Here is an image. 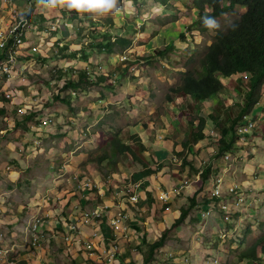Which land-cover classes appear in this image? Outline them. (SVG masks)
<instances>
[{"label":"rangeland","instance_id":"374dc122","mask_svg":"<svg viewBox=\"0 0 264 264\" xmlns=\"http://www.w3.org/2000/svg\"><path fill=\"white\" fill-rule=\"evenodd\" d=\"M15 3L19 4L16 10L20 16H24L28 3H31V6L35 4L34 11L37 12L35 14L45 16L46 22L35 29L32 28L31 32L24 37L23 44L17 50L18 61L24 62L14 67L15 79L6 87L15 103V110L12 112L5 110L7 113L4 112V115L7 120L1 118L2 123H0L2 139L0 186H24V189H33V191L40 189L43 195L40 200L45 202L43 203L45 208L72 212L76 205L71 203L69 206L65 205L64 198L66 197H58L57 194L63 193L64 196L68 192L70 195L71 188L75 190L74 186L77 185V179H80V176L93 179V183L97 184L98 192L104 193L103 201L113 202L116 197L110 195L108 198L109 192L96 173L98 168L112 186L114 194L118 191L117 186L113 185L114 180L120 182L122 186L132 184L129 179L121 180L118 174L110 175V167L105 163L90 162L103 152L102 143L115 137L127 142L134 152L148 159L151 168L157 169V164L163 166L157 174L149 177L150 181L155 180L152 186L164 191L180 187L183 185L181 170L188 168V166L183 168L180 165L183 166L182 161H189L188 152L191 157H194L192 141L187 133L189 127L186 123V116L194 119V129L198 118L206 120L204 134L207 136V142H204L206 143L204 146L214 147L213 141L208 139V136H216L218 130L213 123L208 121V113L224 117V113L227 112L234 116L243 105L245 91L238 84V80H247L248 75L220 78L223 84L220 94L211 96L208 102L201 103L199 111L191 99H178L169 91L170 88L179 84L186 68L198 67L199 60L205 53V47L213 41L214 32L222 30L231 19L235 18V13L228 12L215 18L218 27L201 31L202 28L207 27L203 24V18H198L196 23L192 22L191 16L197 15L192 7L193 0H169V5H161L150 0L139 1L137 4L132 3L131 0H119L116 10L105 16L97 17V20H93L89 14L81 17L75 11L69 13L66 9L51 8L47 0L0 2L5 6L3 10L7 13L10 12L9 5ZM31 6L29 7L32 8ZM206 12H210V9L207 8ZM239 13H241L240 10L237 14ZM62 15L65 19L61 17ZM75 16L77 18L74 26L66 21V18L70 19ZM187 28H192L189 30L196 32L195 35L191 33V43L182 42L183 38H179L181 33L186 34ZM98 32L107 33L110 36V42L115 41L116 38H127L131 45L114 55L99 52L96 44L105 37L98 35ZM162 37L165 44L161 43ZM49 44L65 46L68 48L66 51L68 54L76 51L77 56L72 60L64 59ZM167 44H172L175 48L174 52L169 54L170 60L159 59L153 64L138 61L137 58L145 56L148 51L152 52L153 49L158 51V47ZM81 50L89 55L86 61L81 60ZM191 58L194 62L189 64L188 61ZM124 65H127V71ZM118 67L124 70V73L121 74ZM70 70L75 77L85 72L86 76L91 77L87 81H91L75 90L64 89L65 78L60 76L59 72ZM99 78H103L100 84L97 82ZM40 84L44 90L42 95L36 93L37 85ZM108 84L113 87H108ZM21 86L28 88L29 92H34V95L30 97L36 105L32 108H37V106L41 108L33 113H36L35 117L40 114L42 118L40 121L36 122L35 117L26 121L25 117L17 115L18 102L23 98L19 100L13 92ZM170 97L173 101L167 103ZM2 100L0 90V110ZM219 102L221 104L217 105ZM263 113L264 96L256 110V128L260 126L258 131H261L257 137L262 138L252 135L245 137V132L240 139L245 140L246 138V143H237L236 147L243 145L242 148L246 149L248 154L237 151L234 156L238 159H232L231 162L224 161L219 156L211 158L215 160L213 165L216 168V172L212 175L213 181H210L208 186L205 184L197 194V205H206L213 199L211 188L218 178H221L222 184L227 186L231 182L241 183L251 189L247 196L244 195L241 206L220 211L216 206L220 207L223 200L218 199L213 204L204 206L203 211L208 210L210 214L207 218H199L200 211L196 207L178 226H172L173 222L169 221L170 216L166 222L168 227H171L167 228L161 216L163 217V213L169 209L161 211L162 202L158 203L160 206L157 208L153 207L150 195L144 191L145 195L139 200V204L146 202L149 206L147 213L142 214L148 219V232L142 233L143 229L140 226H137L139 227L137 231L131 227L132 241L129 242L130 244L125 243L128 253L125 258L120 256L116 263L137 264L136 262H140L143 257L139 246H142L143 251H147L143 240L148 239L149 242L154 243L163 236L164 244L156 251L154 255L156 259L150 264H214L213 259H217L219 264H236L238 255L251 247L264 233V194H261L264 192V188H261L264 182ZM150 116H157L159 121L156 122V127L149 122L150 127L142 131L141 124L151 118ZM44 120H51V122L44 125L43 129L37 130L39 123ZM10 122H14V125ZM161 123L165 126L163 129L168 136L158 131ZM169 127L172 130H169ZM208 130L214 134L211 135ZM135 133L138 134L145 151H149L147 142L146 144L144 142L145 138L152 137V135L157 139L170 138L162 143L163 148L170 153V157L165 158L162 155V161L159 153H156L152 159L150 157L152 153L147 155L141 152L138 142L135 139L129 140V137ZM90 137L94 140H90ZM204 146L198 142L196 149L200 150ZM206 154V156L199 157L202 160L193 159L200 169L206 167L202 165L203 161L206 162L208 157L214 156L212 153L207 152ZM119 161L121 165H118V169L124 172L141 169L132 166L134 164H131L124 156H119ZM172 167L177 170L176 174L170 171ZM13 172L18 178L14 180L15 183L11 184L7 178ZM188 172L186 179L194 175L190 173V170ZM215 176L218 177L215 178ZM255 177H257L256 180H253ZM134 181L137 180L134 179ZM189 187L183 193L187 192L192 197L197 187L193 184ZM51 188L54 194L46 192V189ZM33 193H27L23 197L19 191L17 204L26 205L23 199L33 200ZM183 193L181 191L175 196L172 195L169 202L179 201L181 205L184 200ZM108 199L111 200L108 202ZM233 201L234 198L227 200L228 203ZM100 202L101 200L93 199L89 205L93 206V203L96 205ZM184 202L182 206L188 205V200ZM176 207L178 208V205ZM121 208L125 209V205L121 204ZM26 210L27 208L24 209ZM173 213L174 216H179L178 209L177 213L175 211ZM127 223L130 225L129 221ZM151 228L153 234L149 232ZM140 254L141 257H139ZM134 255H137L138 259H134Z\"/></svg>","mask_w":264,"mask_h":264},{"label":"trees","instance_id":"16d2710c","mask_svg":"<svg viewBox=\"0 0 264 264\" xmlns=\"http://www.w3.org/2000/svg\"><path fill=\"white\" fill-rule=\"evenodd\" d=\"M131 1L134 4H137L139 1L149 0ZM150 1L159 3L161 5H165L169 2V0ZM223 2H228L229 4L227 6H222ZM193 6L198 11V17L194 19L195 23L197 22L198 18L204 19L207 16L211 19H215L228 12L235 13L239 8H244L245 11L238 18L232 19L222 30L220 29L214 32L215 34L213 41L205 47V53L199 60L198 67L194 66L187 69L186 67L188 64L185 65L186 70L182 74L179 84L170 88L169 91L173 94V96L176 97L188 96L192 102H194V106L196 107L197 111H199L201 103L208 102L211 96L219 95L220 90L223 88L220 78L227 79L234 75L247 74L248 79L240 81L238 80V84L243 87L245 92L243 94V105L234 116L227 112L224 113V117L220 116L219 114L215 115L214 113H208V121L213 123L214 127H216L218 130V134L216 136H208V139L213 141L212 144L215 147V154L213 157H209L206 161V164H204L206 167L202 169V172L199 176L200 180L194 184V186L197 187L194 195L188 198V205L182 206L178 209L179 216L173 221L172 226H178L184 221L191 210L197 206V194L203 189L206 183L213 181L212 175L216 172V168L213 165V160L211 158L223 156L225 152L230 151L232 153L242 151L243 153L245 152V154H248L246 149L242 148L243 145L236 147L237 143L243 144L239 141V134H237L239 127L247 128L249 124H252V128H250V130L245 133V137L252 135L256 136V138H262L257 137L261 131H258L260 126L256 128V110L257 104H260L261 99L264 96V0H193ZM31 7L32 8H30V10L25 14L28 22L36 27L40 26L42 23H45V16L41 14H35L37 12L34 11V5ZM206 8L210 9V13H205ZM61 17L65 19L64 15ZM76 18V16L71 17L70 19L66 18V21H69V23L73 24L74 26ZM205 30V28H202L201 31ZM98 35L105 37L101 42L96 44L99 52H106L110 55H114L122 52L125 48L131 45L130 40L127 38H116L115 41L110 42V36L107 33L103 34L102 32H98ZM161 43L165 44L164 38H161ZM49 46L53 49H56L57 53L64 59L72 60L77 56L76 51L70 52L68 54L66 52L68 48L65 46H58L56 44H49ZM158 48V51L153 49L152 52L148 51L145 56L137 58L138 61H140V63H143L144 61L145 63L153 64L155 61H159V59L170 60L169 54L170 52H174L173 45L167 44ZM81 52V60L86 61L89 55L84 50H81ZM193 62L194 61L192 58L188 61L189 64ZM117 69L119 72H121V74L124 73V70H121L119 67ZM124 69L125 71L128 70L127 65H124ZM59 75L65 78L63 83L64 89L75 90L78 87L84 86L85 83H89L91 81H87L91 77L86 76L87 74H85V72L79 73L76 77L73 76V72L71 70L60 71ZM100 80L103 81V78H99V81H97L98 84L102 82ZM41 86V84L37 85L36 93L39 95H42L44 91L42 89L43 86ZM108 87L113 86L108 84ZM14 90L15 91L13 93H16L17 95L21 93V95L28 96L30 93L29 89L25 86L17 87ZM166 102H172V98L170 97ZM219 104H221V102H219L217 105ZM30 108L31 112H29V115L25 116L26 121L35 117L34 114L36 115V113H33V111H37V108ZM39 108H41V106ZM186 117V123L189 127V132L187 133L190 135L194 150L195 145L205 139V134L203 131L206 128V120L203 118H198V123L194 129V119L190 116ZM157 121H159L157 116L146 119L144 123L141 124L142 131L150 127V124H148L149 122H151L152 126L155 127ZM162 133L163 135L168 136L166 132ZM147 138L158 145H162L164 141L163 137L157 139L153 135L152 137ZM89 139L92 141L94 140L92 137ZM130 139H135V141L138 142L141 152L143 151V153L147 154V151H145V148L141 145L137 133L130 136L129 140ZM244 139L245 143L247 139ZM248 139H250V137ZM102 146H104L103 152L100 153L96 159H93L90 162H94L95 164L105 163L106 166L110 167V175L118 174L120 171L118 169V165H121L119 156L126 157L131 162V164H134L132 166L136 168L140 167L141 169H138L137 171H139L143 180L148 179L147 181H149V177L151 175L157 174L159 170L163 168L161 164H157V169L151 168L152 166L149 165L148 161L142 158L138 153L134 152L127 145V142L121 141L118 137L103 142ZM150 157L152 158V156ZM224 161L231 162L233 160ZM182 162L183 166H180L183 168L188 166L190 173H197L199 171L194 167L193 161ZM96 173L99 176V180L107 188L108 192L113 193L112 186L108 183L100 168L96 169ZM216 177L218 176H215V178ZM88 179V186H90L89 198L95 199L96 201L100 200L97 184L93 183V179ZM126 180L127 179H124V181ZM113 185L117 186V190L121 191L122 193L126 191L124 186L115 180ZM145 189L146 188L143 187L141 190L146 191ZM122 197L127 207L135 209V207L127 201V196L123 195ZM88 202L90 203L91 201L88 200ZM143 244L147 247V251H143L141 248L142 246H139V251L143 254L142 264H150L151 261L156 259L154 256L155 251L163 246L164 237L161 236L157 242L151 244H148L145 239L143 240ZM236 264H264V233L252 244L251 247L247 248L238 255Z\"/></svg>","mask_w":264,"mask_h":264},{"label":"built area","instance_id":"2783aa9c","mask_svg":"<svg viewBox=\"0 0 264 264\" xmlns=\"http://www.w3.org/2000/svg\"><path fill=\"white\" fill-rule=\"evenodd\" d=\"M6 0H0L5 2ZM34 1V0H33ZM25 7L24 16H20L16 9L11 10L8 14L9 20L5 21L3 27H0V81H4L5 84L15 79L13 69L21 62L18 61V47L23 44L24 37L35 29L36 26L31 25L25 14L30 10L27 4ZM44 44V40L41 41ZM243 74L242 76H246ZM7 88L2 87V108L8 109V111H14L15 103L13 102L11 95L7 92ZM18 108L16 113L19 117L26 116L30 112V107H34L36 104L33 101H26L24 97L18 102ZM42 118L40 114L35 117V121H40ZM51 120H44L39 123L38 129H43L44 125L50 123ZM252 128V124H249L247 128L239 127L237 134L240 136ZM209 133L212 135L214 132L211 130ZM1 141V137H0ZM230 153L225 154V159H230ZM75 179V178H74ZM76 182V181H75ZM89 179L82 176L77 179V185L74 186V192L78 195V204L74 208L77 211L78 219L76 223H70L66 226L65 230L59 234L60 240L66 247H76L78 252H81L84 264H116L120 256L122 255V245L132 241L131 238V226L127 223V214L123 213L122 209H117L116 212L111 214L113 205L105 204L103 200V193L99 192L100 203H97L94 207H88L89 200ZM192 181H190L191 183ZM223 180L218 178L215 183L212 184V196L213 197H225L230 195H242V187L236 182H232L229 186L222 188ZM188 181H183V185L178 187L174 192L159 191L158 201L165 203L171 197V194H177L190 184ZM141 188L138 183L134 185H128L125 187L126 191L121 195H117L119 198L123 195L127 196V201L134 207L139 204L141 199ZM244 190V189H243ZM91 199V198H90ZM93 200V199H91ZM241 201L239 198L236 202L238 205ZM223 209H228L227 200L223 201L221 206ZM209 211L201 213V218H207ZM51 217L49 212L37 213L32 217L22 219L19 223V230L22 233L23 241L19 248L21 252H29L30 256L34 250L40 245L43 237V230L41 225L44 224V220ZM64 221V220H63ZM15 254L12 247L7 245L0 247V264H16L17 259H13ZM213 263L217 264L218 261L214 260Z\"/></svg>","mask_w":264,"mask_h":264},{"label":"crops","instance_id":"0c3cea01","mask_svg":"<svg viewBox=\"0 0 264 264\" xmlns=\"http://www.w3.org/2000/svg\"><path fill=\"white\" fill-rule=\"evenodd\" d=\"M18 5H17V3H15L14 5H9L10 12L14 8L17 9L16 6H18ZM12 6L14 8H12ZM4 7H5L4 5L0 4V27H3L4 22L6 21V19H8V18H6V15H8L10 13V12L9 13L5 12L3 10ZM0 83H1L0 84L1 85L0 90L2 91V87L5 84V82L0 81ZM7 86H8V84L4 85V87H7ZM31 95H34L33 91L29 93V97H26L25 95H21V93H19L18 95L16 94V96L19 100H21L22 98L25 97L29 101H31V97H30ZM2 104L3 103H1V105ZM5 108H7V107H5ZM5 108H1V110H0V123H2L1 122L2 119L5 121L7 120V118H5L4 112H5V110L8 111V109H5ZM38 108L39 107L37 106V109ZM6 113L7 112H5V114ZM23 117H25V116H23ZM10 123H12V122H10ZM12 124L14 125V122ZM160 126L161 127H160V129H158V131L164 132L163 128L165 126L162 123L160 124ZM172 126L175 127L174 125H172ZM169 130H172V128L169 127ZM203 133H205V131H203ZM167 139H170V138H165L164 141H166ZM206 140H207V136H205V139L203 141H200V143H202L204 146V145H206V143L204 144V142ZM164 141H163V143H164ZM144 142H145V144L147 142V147L149 148V151H147L148 155H151L150 153H152V157H154L156 153H159L160 157H161L160 160H162V155L165 158L167 156L170 157V153L163 148L164 147L163 144L158 145L156 143H153L148 138H145ZM1 143H2V139L0 141V147L2 145ZM196 146H197V144L194 147V157H191L189 155V152H188L189 161H193V159H195L197 161H199L200 159L202 160V158H199V157L206 156L207 152L212 153V154L214 153L213 147H205L204 146V148L206 150L204 148L197 150ZM201 150H205V152L202 153ZM209 151H212V152H209ZM145 160L148 161V159H145ZM193 165L196 169H198V166L195 164L194 161H193ZM177 167L179 168V166H177ZM184 169H183L184 172L182 171L183 173L181 172V174H180L182 176L183 180H185L186 177H188V173H189L188 168H184ZM179 170H180V168H179ZM170 171L173 174L177 173V170H174L173 167H172V169H170ZM118 176L121 180H124V179H122V177L125 179H129V181L131 183L135 182L134 179L137 180V183L140 186L144 185L143 187L146 188L145 190L147 192L149 191L148 195H150V198L152 200V203H153L152 206L155 208L160 206L158 204L159 201H158L157 196H158L159 191H164V190L160 189L159 187L156 188L155 186H152L153 181H155V180H152V181L149 180L150 182L147 181L148 179L142 180L140 173L137 170H134V171L128 170L127 172L120 170L118 173ZM136 176H138V179H136ZM17 178H18L17 174L15 172H13V173H11V175H9V177L7 178V181L10 182L11 184H13V183H15L14 180H16ZM193 179H196V180L198 179V177L196 176V173H194V175L191 178H188L186 180L190 183V181H193ZM118 183L121 184L120 182H118ZM193 183L194 182H191L190 186ZM262 187L264 188V182H263V186H261V188ZM116 188L118 189V187H116ZM189 188L190 187L185 189V191L188 190ZM248 189H250V188H248ZM71 190H72V193L70 195L68 194V192H66V194L64 196H63V193L57 194L58 197H66L64 199H65V203H66L65 205H67V206H69L70 203L73 205L78 204V199H79L78 195L73 191L72 188H71ZM106 190H107V188H106ZM19 191L21 192L23 197L27 193L32 194L34 192L33 193L34 194L33 200L23 199L26 205L17 204V195L19 194ZM36 191H37V193H36ZM53 191L54 190L52 188L46 189V192H51L54 194L55 192H53ZM169 191H171V190H169ZM195 191H196V188H195ZM143 192L144 191L141 190V199H142V196L145 195ZM183 192H184V190L182 191V193ZM116 193L114 194V192H113V193H109V195H108V198L110 195L116 197L113 202L106 203L102 200L105 204L114 206L112 211H111V214L116 212L117 209H122L121 204L125 205L123 197L119 198L117 196V195H121L122 192L118 191ZM183 194H184L183 199L188 200V198L190 197L188 195V193L185 192ZM261 194H264V192H262ZM103 196H104V193H103ZM42 197H43V195L41 194L40 189H35L33 191V189H30V190L24 189V186H0V247L7 245L8 247H12L14 249L15 254L12 256V258L17 259L16 264H84L81 252H78L76 247H73V246L66 247L65 245H63V243L60 240V236H59V234L62 232V230L63 231L65 230V228L68 224H70L72 222L76 223V220L78 219L77 211L75 209H73L72 212H66V211L62 212V210H60V209L53 211L52 208H49V207L45 208V205L43 204L45 202L40 200V199H42ZM35 199H37V200H35ZM109 200H111V199H108V202H109ZM184 200H183L181 205H180L179 201H176V202H174V201L169 202L168 201L167 203L160 206L161 211L169 209L166 213H163V217L161 216V219H162V221L165 222V226L167 228H170L171 226L168 227L166 220L168 218H170V216H171V219H169V221H171V222H173L175 219L178 218V217L174 216L173 212L175 211L177 213V209H179V207L181 208L182 205L185 204ZM141 202H142V200H141ZM140 205H141V208L138 207V209H136V208L131 209L125 205V213L128 215V221L130 222V226L133 227V229L135 231H137L139 228L137 226H140L143 229L142 233L146 234L145 232L146 231L148 232L149 222H148V219L145 218L144 215L147 213V210H149V206H147L146 202L141 203ZM176 205H178V208L176 207ZM94 206H95L94 203H93V206H91V205H89V202H88V207L92 208ZM204 206H206V205L199 204L196 207H198L199 211H203ZM25 208H27L26 211H24ZM46 212H49V214H51V217L44 220V224L41 225V229L43 230L44 233H43V237H42V241H41L40 245L34 250V252L31 256H30L29 252H21L19 246L23 241V237H22V233L20 232L19 227H18L19 223L21 222L22 219H25L27 217H32L37 213L43 214ZM142 214H144V215H142ZM170 225H171V223H170ZM149 232L151 234H153L152 228L150 229ZM146 241L148 244H151V242H149L148 239ZM126 253H128V251H127V248L125 247V243H124L122 245V255H121L122 258H125ZM155 253H156V251H155ZM139 257H141V254ZM134 259H138L137 255H134ZM136 263L142 264L143 258H142V260H140V262H136ZM116 264H118V263H116Z\"/></svg>","mask_w":264,"mask_h":264},{"label":"clouds","instance_id":"9594fccd","mask_svg":"<svg viewBox=\"0 0 264 264\" xmlns=\"http://www.w3.org/2000/svg\"><path fill=\"white\" fill-rule=\"evenodd\" d=\"M118 3H119V0H47V4H48V6L49 7H51V8H62V9H66L69 13H71V12H73V11H75L79 16H81V17H83V15L84 14H89V15H91L92 16V19L93 20H97V17H101V16H105L106 14H109V13H112L114 10H116L117 9V6H118ZM170 3L168 2L167 3V5H169ZM223 4H226V5H223ZM229 3L228 2H223L222 3V6H227ZM192 7H193V9L194 10H196L195 8H194V6H193V3H192ZM207 9V8H206ZM241 11V13H239V14H237L238 13V11ZM245 10H244V8H239L236 12H235V18H233V19H236V18H238L243 12H244ZM196 12L198 13V11L196 10ZM205 13L206 14H208V13H210V12H206V10H205ZM196 17H198V14L197 15H192L191 16V18H192V22H194L195 23V18ZM232 20V19H231ZM203 24H204V26L205 27H207V28H205L206 30H210V29H213V28H216V27H218V25L216 24V21L214 20V19H211L210 17H205L204 18V20H203ZM189 29H192V28H187L186 29V34H184V33H181L180 35H179V38L181 37V38H183V41L182 42H187V43H191V33H192V35H195L196 34V32H194L193 30H189ZM205 30V31H206ZM186 35H188V36H186ZM163 38V37H162ZM182 42H180V43H182ZM172 43V42H171ZM174 43V42H173ZM168 45H170V44H168ZM174 47V46H173ZM175 49V48H174ZM125 61V60H124ZM185 72V71H184ZM240 75H243V74H240ZM220 94V93H219ZM174 97H176V96H174ZM176 98H178V99H181V98H188V99H190L188 96H186V97H182V96H178V97H176ZM173 101V100H172ZM258 105V104H257ZM195 125V124H194ZM208 131H210V130H208ZM207 135H209V133L207 134ZM239 141L240 142H242L243 144H244V140H241L240 139V135H239ZM245 143H246V141H245ZM213 147V146H212ZM213 149H214V153L213 154H215V148L213 147ZM226 153H230V156H231V158L230 159H225V154ZM235 155V153H232L231 151L230 152H225L224 154H223V156H219V157H222V160H232V159H235V160H237L238 159V157L237 156H234ZM209 158V157H208ZM208 158H207V160H208ZM215 160H213V162H214ZM203 164L202 165H204V164H206V162H202ZM201 165V166H202ZM188 169H189V167H188ZM197 170H199L197 173H196V176L198 177V179L196 180V179H193V181L192 182H194L193 183V185L196 183V182H198L199 180H200V174H201V172H202V169H200V168H198ZM82 176H80L79 178H81ZM256 178L257 177H255V178H253V180H256ZM142 179V178H141ZM143 180V179H142ZM183 181H187L186 179L185 180H183ZM212 182V181H211ZM137 183V181H135V182H132V184L131 185H134V184H136ZM213 183H215V182H213ZM232 183V182H231ZM230 183V184H231ZM191 184V183H190ZM190 184L188 185V187L190 186ZM229 184V185H230ZM239 184V183H238ZM130 185V184H129ZM209 185V183H206V186H208ZM224 186H221L222 188H225V187H227V185L226 184H223ZM228 185V186H229ZM240 185L241 186H243L242 188L244 189H242V192H243V194L242 195H230V196H228L227 198H225V197H213L212 196V200L213 201H211L210 203H208V204H206V205H210V204H213L214 202H216V200H218V199H221V200H230V198H234V201L233 202H230V203H228V209L230 208V207H233V208H237V207H239V206H241L240 204H241V202L243 201V198H244V195L245 196H247L248 195V193L250 192V189H248L247 188V186L245 187L244 185H242L241 183H240ZM144 186V185H143ZM143 186H142V188H143ZM126 186H124V188H125ZM188 187H186V188H184L183 190H185V189H187ZM212 188H213V186H212ZM212 188H211V191H212ZM177 189V188H176ZM176 189H174V190H176ZM248 189V190H247ZM174 190H171L170 192H174ZM183 190H181V191H183ZM180 193V192H179ZM179 193H177V194H179ZM175 196L176 194H171V196ZM214 198H216V199H214ZM239 198H241V201H240V203L238 204V205H236V202H237V200L239 199ZM170 199V198H169ZM89 200L90 201H92L90 198H89ZM140 200V199H139ZM169 201V200H168ZM167 201V202H168ZM160 202V201H159ZM167 202H165V203H167ZM165 203H163V204H165ZM124 204H125V202H124ZM204 205V204H203ZM222 206V205H221ZM219 207V206H216V208H218L220 211H222V210H225V211H227L228 209H223L222 207ZM138 207L139 208H141V205L140 204H138L135 208L136 209H138ZM204 209V208H203ZM122 211H123V213H125V209H122ZM206 211H208V210H206ZM230 211H233V210H230ZM202 212H205V211H200V216H199V218L201 217V213ZM126 214V213H125ZM127 217H128V215H127ZM202 219V218H201ZM128 221V220H127ZM214 260H217V259H213V261ZM218 261V260H217ZM215 264V263H214ZM217 264H219V262L217 263Z\"/></svg>","mask_w":264,"mask_h":264}]
</instances>
